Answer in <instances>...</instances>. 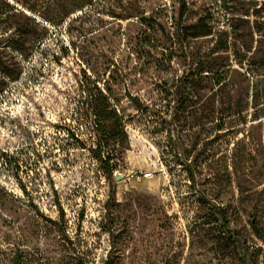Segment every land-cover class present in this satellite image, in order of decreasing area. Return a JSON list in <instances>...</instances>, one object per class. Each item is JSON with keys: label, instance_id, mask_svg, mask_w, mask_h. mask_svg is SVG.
Returning <instances> with one entry per match:
<instances>
[{"label": "rangeland", "instance_id": "rangeland-1", "mask_svg": "<svg viewBox=\"0 0 264 264\" xmlns=\"http://www.w3.org/2000/svg\"><path fill=\"white\" fill-rule=\"evenodd\" d=\"M106 263L264 264V0H0V264Z\"/></svg>", "mask_w": 264, "mask_h": 264}, {"label": "trees", "instance_id": "trees-1", "mask_svg": "<svg viewBox=\"0 0 264 264\" xmlns=\"http://www.w3.org/2000/svg\"><path fill=\"white\" fill-rule=\"evenodd\" d=\"M131 97V100L137 105L139 103L138 98ZM97 101H99L97 103ZM91 106H88V110L82 120H76L80 126L88 127V129L94 130V126L97 132L90 136V152L91 157L95 163L99 166L100 171L103 175L110 179L115 172V166L111 164L113 157L109 154H105V150H109L110 147V137L111 135H117L118 123L117 121H112L116 117L115 112L106 103V98L102 100L97 99V97L91 96ZM97 138V135H100ZM102 136H108L107 138H102ZM107 264V263H106Z\"/></svg>", "mask_w": 264, "mask_h": 264}, {"label": "built area", "instance_id": "built-area-1", "mask_svg": "<svg viewBox=\"0 0 264 264\" xmlns=\"http://www.w3.org/2000/svg\"><path fill=\"white\" fill-rule=\"evenodd\" d=\"M154 175H155V173H153V172L146 173L143 175V178L150 179V178L154 177Z\"/></svg>", "mask_w": 264, "mask_h": 264}, {"label": "water", "instance_id": "water-1", "mask_svg": "<svg viewBox=\"0 0 264 264\" xmlns=\"http://www.w3.org/2000/svg\"><path fill=\"white\" fill-rule=\"evenodd\" d=\"M117 177V179H120L121 178V176H116Z\"/></svg>", "mask_w": 264, "mask_h": 264}, {"label": "bare ground", "instance_id": "bare-ground-1", "mask_svg": "<svg viewBox=\"0 0 264 264\" xmlns=\"http://www.w3.org/2000/svg\"><path fill=\"white\" fill-rule=\"evenodd\" d=\"M72 16H76V15L72 14ZM252 124H254V123H252Z\"/></svg>", "mask_w": 264, "mask_h": 264}]
</instances>
